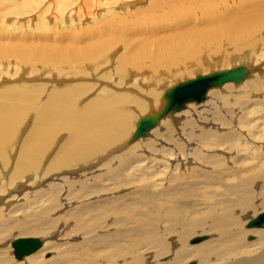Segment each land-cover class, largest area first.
Returning <instances> with one entry per match:
<instances>
[{"label":"bare ground","instance_id":"1","mask_svg":"<svg viewBox=\"0 0 264 264\" xmlns=\"http://www.w3.org/2000/svg\"><path fill=\"white\" fill-rule=\"evenodd\" d=\"M126 1L98 0L96 5L99 8L93 12L94 20L91 22L100 21L94 24L92 30L83 33L78 31L77 36L66 42L58 40L61 35L43 34L38 37L34 34L37 38L41 37L43 44L32 43L31 39L35 38L33 35L26 50L22 45H14L18 43L0 48V61L3 63L18 60L22 68L30 70V75L44 74L54 81L56 77L63 76L51 72L90 77L87 70L97 72L108 63L113 64L112 55L121 46L124 52L117 59L118 69L108 76L109 80L119 76L122 85V79L133 73L138 79L142 77L144 82L147 81L145 84L154 86L146 92L150 103L128 93L104 90L101 96L93 98L83 108L79 102L92 93L95 87L91 84H69L53 87L52 90L46 84H34L0 90V181H3L2 172L14 165L8 183L5 180L0 182V247L7 246L5 251L0 250V264H24L27 261L29 264H147L148 256L152 257L154 264H189L191 261L196 264H264V228H248L246 225L255 215L261 214L260 211L264 212L263 165L254 174L253 162L249 165L238 160L239 164L231 169L235 178L227 180L229 175L225 176L226 181L221 184L222 191H209L212 192L211 198H202V202L196 203L203 209L199 213L198 210L192 211L194 203L189 198L197 190L206 192L211 186L220 183L211 181L206 173L187 177L179 170L192 157L186 153V143L197 147L192 153L194 161L204 163L209 162L208 157L200 151H220L221 156L222 151L234 148L237 143L250 142L249 136L253 135L255 128H261V134L256 133L260 136L254 139L264 141V123L255 127L257 121L251 118L258 112V109L252 108V104H255L253 97L264 92V79L252 74L255 67L252 56L248 52L244 54V51H256L258 47L264 49V0H219V3H215L216 0H130L128 4ZM73 2L56 0L57 17L60 15L61 19L57 20L61 24L77 19V13L66 7ZM145 2L146 5L132 9L136 3ZM13 10L11 12L24 13L26 4L21 8L17 5ZM22 18L16 16L17 21ZM190 20L202 27L191 23L177 28ZM169 27L177 28L174 31L179 34L173 45L160 40L163 33L149 37L150 33ZM18 38H23L25 41H21L25 44L29 37ZM126 38L128 41L139 39L141 42L131 47L133 42L126 41ZM50 40L52 44H49ZM225 61H234L229 64L232 66L230 69L244 66L247 70L246 79L240 83L228 82L221 87L209 88L203 103H186L184 110L168 113L143 137L131 141L138 122L145 117H155L165 105V93L178 83L161 91L155 89L157 85L166 81L172 85L177 81L174 78L180 77L183 81L187 76H200L196 74L204 73L205 63L210 69L229 67L224 65ZM22 62L28 64L22 65ZM214 72L221 71L208 74ZM242 83L241 87L236 88ZM218 89H222V92L225 90L228 97H220ZM243 89L246 91L234 103H228L233 93ZM207 94L211 98L214 96L213 100H224L229 116L223 117L216 111L210 119L209 115L204 116L208 111L197 113L198 108L195 107L214 106V102L206 101ZM262 103L264 101L259 102ZM188 105L194 107L193 111L190 118L181 124L182 116L189 117L186 110ZM130 108L139 114L133 116L127 112ZM249 109L248 118L245 113L235 120V111ZM30 119L29 131L16 150ZM162 129L164 133H160ZM185 130L187 132L178 137ZM149 135L150 138H147ZM183 136L186 139L179 143ZM60 137H63L61 143L58 142ZM161 144H175L174 151L179 153L174 154V151ZM125 145L127 150H123ZM15 150L18 152L12 165L11 158ZM147 153L165 157V160H160L164 168L170 166L171 160L178 162L174 172L166 173L169 179L164 177L167 187L162 186L164 188L160 191L149 184V179V183L138 180L141 185H133L139 188L136 199L129 201L125 195L112 196L110 199L101 198L95 204L90 202L81 205L74 208L73 212H61L68 204L115 195L125 186L131 185V180H124L128 177L126 171L141 163ZM110 155V163L106 164L107 160L106 165L103 164L106 171L92 178V181L65 178L67 174L64 172L74 174L82 170L83 166L88 168L85 174H90L94 169L90 162L100 164ZM263 157L264 153L261 152L253 160L259 161ZM116 161L117 167L111 169V163ZM219 172L211 175L212 178L220 176ZM31 175L38 178L37 184L45 178H55L65 184H52L49 191H36L29 199V187L24 190L20 187L24 188L21 183L30 181L27 178H31ZM148 185L155 192H150ZM202 186L209 188L204 189ZM11 188L15 191L10 192ZM18 192L25 193V202L21 206H12L20 199ZM64 193H67L65 199ZM167 203L169 206L166 208ZM156 204L164 209L156 208ZM9 208L11 210L6 212ZM195 214L200 219L191 220ZM71 223L73 226L69 228ZM198 235L210 237L191 244L190 239ZM249 236H255L256 240H247ZM35 237L41 246L32 254L23 256L20 259L24 258L23 263L15 261L12 258L15 239L36 240ZM57 237L63 243L58 244ZM80 237H84L81 242L72 241ZM172 239L179 246L175 252L170 244ZM170 253L173 259L159 262ZM48 254L53 256L47 258Z\"/></svg>","mask_w":264,"mask_h":264},{"label":"rangeland","instance_id":"2","mask_svg":"<svg viewBox=\"0 0 264 264\" xmlns=\"http://www.w3.org/2000/svg\"><path fill=\"white\" fill-rule=\"evenodd\" d=\"M85 1L86 2H84V0H72L73 3H70V5H68L66 7H67V10L71 9L72 11L77 13L75 15V17H77V19H75L73 17L74 19H72L70 23L64 22V24H61V22L57 20V18H59L60 15H58V17H57L56 7L58 9V6L56 4V0H0V48L4 49L6 45L13 46L14 43H18V44H14V45H22L24 50H26L28 44L31 41H32V43L36 42V44L37 43L43 44L44 41L41 39L43 34L44 35H50V36L54 35V34L61 35V38L58 40H62V41L66 42V41L70 40L72 37L77 36L78 31H80V32L82 31V33H83L85 31H87L88 29L92 30L94 28V24L96 22L100 21V20H96V21L91 22L92 20H94L93 18H94L95 13H93V12H95L96 8L97 9L99 8L96 5V2L98 0H91V1L85 0ZM109 1H113V0H109ZM218 1L219 0H216L215 3H217ZM126 2L128 4L130 2V0H128ZM25 4H26L27 10L24 13L11 12L17 5H20V8H21V6H23ZM136 4L137 5L132 6V9L144 6V5H146V2L142 3V4H138V3H136ZM28 6H31V7L28 8ZM70 6H73V7H70ZM91 6H92V8H91ZM81 10H82V12H81ZM79 11H80V14H78ZM81 15L83 18H81ZM16 16H23L25 19L24 18H22L20 20L18 19V21H17ZM59 20H61V19L59 18ZM67 20L70 21V18H68ZM75 20H76V22H75ZM37 21H39L38 24L36 23ZM192 22L193 21L190 20V22L184 24L181 27H177V28H182L186 25L191 24ZM192 24H193V26L202 27V25H194V23H192ZM177 28H174V27L163 28L158 32L150 33L149 37H155V35H159V34L163 33L161 35V37H159L160 40H164L167 42V44L173 45L175 42H177L176 37L179 35L177 32L174 31ZM34 34L35 35L37 34L38 37L39 36H41V37L37 38L36 37L37 35L35 36ZM28 35H31V36H28ZM33 35L35 36V38L34 39L32 38L30 41V38L34 37ZM15 36H17V37H15ZM18 36H20V38H21V36H24V37H26V39L29 37L27 40L28 42L23 44L22 42L25 40H23V38L19 40ZM14 38H16V39H14ZM18 40L19 41L23 40V41L19 42ZM41 40H42V42H41ZM126 41H128L127 38H126ZM130 41L133 42V44H131V47L137 46L136 42H141L139 39H131L128 42H130ZM148 41H150V39ZM50 42L51 43H49V44L53 43L52 40H50ZM125 44H127V42ZM258 48L256 49V51L255 50L244 51V54H246L248 52L252 56L251 57V60L253 59L252 64H255V67H253L254 71L252 74L257 76V78L259 77V78L264 79V53H263L264 49L261 47H258ZM117 52H118V54H117ZM123 52H124V47L120 46V47H118L117 51L112 55V59L114 58L113 64L108 63V65L103 66L97 72H94L93 69H88L87 73L91 75L90 77L88 75H66V74L51 72L50 74H56L57 76H63V77H60L62 80L60 78L56 77V79H55L56 81L55 80L53 81L52 78L47 77L44 74L42 76H39L37 74L30 75V70L22 68L21 63L18 60L5 61L4 63L2 61H0V90L6 89V87L7 88L8 87H14V86L20 87V86L34 85V84H46L48 86L49 90H52V89L59 87V86H64V85H69V84H76V83L83 84V85L91 84L95 88L93 89L92 93H90L89 95L87 94L82 100H80L79 106L81 108H83L93 98L101 96V94H103L104 90L105 91L109 90L111 92H116V93H128V94H131V96H133L134 98H137V99L143 100V101H147L148 103H150L149 98H147V96H146V92L148 90H152L154 88V86L151 83L145 84V82H147V81L144 82L142 77H139L141 79H138L136 77V75H134L133 73H130L125 78L122 79L123 80L122 85L120 84L121 82H120L119 76H117L118 78L115 77L114 79L109 80L108 76H110V74H114L117 71V69H118L117 59L120 58V56H122ZM12 59H14V58H12ZM225 62L226 63L224 65L227 64V66H228L230 64V62L233 63L234 61H225ZM23 64H24V62H22V65ZM26 64H28V63H25L24 65H26ZM132 67H135V65H133ZM203 68L205 69L204 73L200 72V73H197L196 75L202 76V75H206V74L213 72V71H222V70L230 69V68H232V66L229 65V67H226V68L220 67V69H217V68H215V69L211 68L210 69L208 64L205 63ZM209 69L212 71H210ZM33 70H36V69L33 68ZM207 70H209L210 72H208ZM197 71H195V72H197ZM40 74H42V72ZM50 74H47V75H50ZM194 77L195 76H192V77L187 76V77H185V80H183V81L181 80L180 77L174 78L177 80L174 84L169 85L170 84L169 81L162 82L159 84V86L157 85V87H155V89L158 91H161L162 88H166L168 86L172 87V86L176 85L177 83L179 84V83L187 81V80L195 79L196 77L195 78ZM58 79H60V80H58ZM1 80L3 82L4 81H6V82L3 83ZM142 81L144 83H142ZM56 82H58V83L60 82V84H56ZM243 84L244 83H242L238 87L236 85L235 86H236V88H239ZM118 85H120V86H118ZM231 85H233V84H231ZM221 90L218 89V91H220V97H224V96L228 97L226 91L223 90V92H222ZM245 91L246 90L243 89L241 91H237V93H233V95H232L233 97H230V99H228V103H234L236 98L238 96H241L242 95L241 93L245 92ZM208 94H210V93H208ZM208 94H207V100L206 101H210L211 103L214 102L215 103L214 106L210 104L211 106L208 105L206 107H200V108L195 107V108H198V109H196V112L201 113L203 111H208V112L204 113V116L206 115V117H207V115H209L210 119L213 116V114L217 113V112L221 113V115L223 117H224V115L229 116V110H227V107L225 106L224 100H219L220 98H218L219 101L213 100L214 96L211 98V95H208ZM253 98H254L255 104H252V108L258 109L257 110L258 112L254 113L255 114L254 116L257 118H255L254 116L251 118H252V120L257 121L256 122L257 125L255 124V127H257L258 125H261L262 122L264 123V105H263L264 103H262V105L259 104L260 101H264V92L261 94H258L257 96H254ZM200 103H203V102H200ZM161 105H162V100H161ZM190 105H193V104H190ZM190 105H188L186 108V110L188 111L189 117L188 116H182L180 118L181 124H183L191 116V111H193L194 107H190ZM194 105H197V104H194ZM198 105H200V104H198ZM260 108H261V111L259 110ZM250 110L251 109H249L248 111H240V110L235 111V114H234L235 120L239 116L243 117V115H245V113L247 114L246 117L248 118L249 117L248 114H249ZM134 111H136V112H134ZM127 112L131 113L133 116L134 115L137 116L139 114L137 112V110L132 109V108L128 109ZM193 113L194 112H192V114ZM27 123L28 124L25 126V130L23 132L24 134H23L22 138L20 139V142L18 141L19 144H18V142H16L18 144V146L16 147V150H18L21 142L23 141L24 137L27 135V132L29 131V126L31 125V119ZM195 128H193V129H195ZM187 129H190V128H187ZM260 129L255 128V130L252 131L254 136L248 135L250 142L246 141L242 144L240 143V145H238L239 143H237L234 146V148H230L229 150L222 151L221 156L219 154L220 151H214V152H208V153L204 150L200 151V152L204 153L203 155H206L208 157L209 162H204V163L203 162L201 163L200 161H194L195 157L193 158L192 153L195 152L194 150L197 149V147L195 145L187 144V143L184 144V146L187 148L186 153L188 154V156H192V157L190 158V160H188V162H185V164L180 166L179 170H182L184 172L183 174H186L187 177L198 176V175H202V174L206 173L210 177L211 181L220 183L218 185H215L214 187L211 186L210 188L206 187V186H202V187H204V189L209 188L208 190H206V192L203 190L202 191L197 190L198 192L196 191V193L189 198L190 201L194 203L192 211L198 210L197 212L199 213V211H201L203 209H201L202 206L196 204L197 202H202L203 199L206 200V199L211 198L213 191H214V193L222 191L223 186L221 184L225 183V181H226L225 176L229 175L227 180L229 178H235V175L232 174L231 169H233L234 166L239 164V163H237L238 160H242V161H240V163H243V164L249 163V165H251V163L253 162L252 164H255L254 174L258 172L259 167H261L262 165H263L262 169H264V157L261 158L259 161L253 160L256 156H258L259 153H261V152L264 153V141L254 139L255 136H257V137L260 136V135H258V134H261ZM164 132H165L164 129L160 130V133H164ZM186 132H187V130L180 132V134H178V137H179V135L182 136V134L186 133ZM194 133L197 134L198 132L194 131ZM256 133H258V134H256ZM147 138H150V135ZM175 139H177V137ZM185 139H186V136H183V139H179V143H183ZM62 140H63V137L62 138L60 137L58 139V142L61 143ZM151 140L154 141V138L152 137ZM235 142L236 141H234L233 143H235ZM174 145L175 144L170 145V146L167 144H161V146H164L165 148L170 149L172 151H174ZM123 148H124L123 150L128 149L127 145H125ZM16 150H15V154H12L13 157L11 158V163L15 162V159L17 156L16 153L18 152ZM175 153L177 154L179 152L174 151V154ZM143 157L144 158L142 159L141 163L133 165L132 168H130L126 171L128 177H126L125 179L123 178V179L126 180L127 182L131 180V182H130L131 185L125 186L124 189H122L120 192H117L115 195H113V194L112 195H103V196H100V198H90L89 200L85 199L86 201L84 200L82 202H76V203L68 204L65 206V208L61 212H73L74 208H77L81 205H85V204L90 203V202H93V204H95V202L101 198H102L101 200L110 199V197H112V196H119V195L123 196V195H125L128 197L129 201H131L132 198L136 199L137 194L139 192V188L138 187L134 188L133 185H134V183L137 186L141 185L140 181H138V180H144L147 183H149V180H150L149 184H152V186H155L157 188V190H160V191L164 187H167V185H165V184H167V182H166L167 180H164L165 179L164 177H166L165 176L166 173H170V171L174 172V168L177 167L178 162L175 163L171 160V161H169L170 166H167L166 168H164V165L161 161L165 160L164 159L165 157H163L162 155L154 156L150 153H147ZM110 158H111V155L107 156L106 158H104V161L102 163L97 164V165L94 162L93 163L90 162L89 164L94 166V169H92L93 170L92 172L90 171V174H87V175L85 174L86 172H88V170H87L88 168H85V166H83V168H85V169L82 168V170L80 169L81 171L77 170L75 172L77 175L75 173L72 174V172L71 173L70 172H68V173L64 172V174H67L66 176L65 175L64 176H65V178H68V180H69V177H72V178H76L75 180H77V181H82V180L92 181L93 180L92 178L97 177L106 171V169H103V167L106 164L110 163V160H109ZM240 158H242V159H240ZM107 160H109V161L106 163ZM150 161H152L151 164H149ZM170 162H172V163H170ZM13 163H12V165H13ZM103 164H105V165H103ZM117 165H118V162L117 163H111L110 167H111V169H115L117 167ZM13 166H10V168H8L5 172H2V176H3L2 179H3V181L4 180L7 181L6 183H8L9 177L13 171ZM169 167H170V169H168ZM218 170H220V172H219L220 176H223L220 180H219L220 176H217L215 179L212 178V176H211ZM78 171H80V172H78ZM117 171L118 170H116V172ZM32 175H31V178L30 177L27 178L30 181L26 182V180H25L21 183L22 185H24V188L20 187V188H22V190L29 187V189H30L29 199H31L33 197V193H35L36 191L37 192L41 191V190L49 191L52 184H54V185L65 184V182L62 183L61 181L60 182L56 181L55 178H49V179L45 178L44 180L39 181L40 183L38 182V184H37L36 182L38 181V178L36 176H32ZM166 178L169 179V177H166ZM52 179H54V180H52ZM199 179H200L199 181H202V178H199ZM3 181H0V182H3ZM32 182L34 184H31ZM160 184H161V186H160ZM168 185H169V182H168ZM45 186L46 187L48 186V187L46 188ZM148 186L147 187L150 190V192L151 191L155 192L154 188L152 189V188H150V185H148ZM162 186H164V187H162ZM259 187H260V184L257 185V189H259ZM11 191L13 192L15 190H13V188H11L10 192ZM209 191H212V192H209ZM18 194H20V199L18 201H15L12 204V206H14V205L15 206H21V204H23L25 202V200H23V197H24L23 195L25 193L18 192ZM65 196H67V193H64V195H63L64 199H65ZM64 202L65 201H62V203H64ZM155 206H156V208L160 207V208L164 209L163 207H161V205L156 204ZM167 206H169L168 203L166 204V208H167ZM9 210H11V209L10 208L7 209L6 212H8ZM261 212L263 213V211H260V213ZM60 215H62V214H60ZM257 215H255L254 217H256ZM202 216H204V215H202ZM93 218H94V220L96 219L95 217H93ZM190 219L195 221V220L200 219V217L196 216V214H195ZM246 225H247V223H246ZM72 226H73L72 223L70 225H68L69 228H72ZM197 237H205L206 239H208L210 236L198 235V236L192 237L190 239V241L194 238H197ZM31 238H33V237H31ZM17 239H21V238H17ZM17 239H15V240H17ZM36 239H38V238H36ZM83 239H84V237H80V238H75L72 241L81 242ZM174 239H172V241H173L172 243L170 242V244H172V251L173 252H175V250H177L179 248V246L177 245V243ZM247 240L253 241V240H256V237L255 236H249L247 238ZM56 241L58 244L63 243V241H61L59 237L56 238ZM6 248H7V246L2 245L0 247V250L5 251ZM10 248H11V256H13V250H12L11 244H10ZM46 256H47V258H50L53 255L48 254ZM148 257H149V259H147L146 263L147 264H154V260H152V257H150V256H148ZM173 257H174L173 254L170 253L165 258L160 259L159 262L170 261L171 259H173ZM12 258L17 262L22 261V263L24 260V258H23L22 260L18 261L14 258V256ZM25 258H27V257H25ZM10 263H13V261ZM13 264H15V263H13ZM24 264H29V261H27ZM189 264H196V262L191 261V262H189Z\"/></svg>","mask_w":264,"mask_h":264},{"label":"water","instance_id":"3","mask_svg":"<svg viewBox=\"0 0 264 264\" xmlns=\"http://www.w3.org/2000/svg\"><path fill=\"white\" fill-rule=\"evenodd\" d=\"M247 77V70L244 66L236 67L221 72H214L204 76H197L195 79L187 80L169 89L165 95V105L162 110L153 118H142L132 135L131 141L143 137L150 129L154 128L158 121L170 112L184 110L185 104L190 102L200 103L205 99V93L209 88L221 87L224 84L240 83ZM248 228H264V212L247 223ZM206 240L205 237H197L190 241L197 244ZM41 246L39 240L18 239L13 244L14 256L20 260L25 255H30Z\"/></svg>","mask_w":264,"mask_h":264}]
</instances>
